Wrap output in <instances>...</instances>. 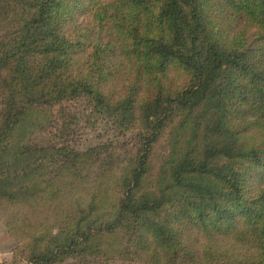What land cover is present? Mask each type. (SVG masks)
Returning a JSON list of instances; mask_svg holds the SVG:
<instances>
[{"label":"trees","instance_id":"trees-1","mask_svg":"<svg viewBox=\"0 0 264 264\" xmlns=\"http://www.w3.org/2000/svg\"><path fill=\"white\" fill-rule=\"evenodd\" d=\"M174 66L189 73L182 86ZM67 89L132 127L137 151L116 219L77 227L56 249L77 253L94 232L133 219L134 264H264V186L249 191V168L235 167L241 159L264 166V0H0V185L34 169L17 163L48 151L10 143L27 109ZM176 115H191L204 144L182 147L170 173L194 196L176 199L160 221L147 213L164 206L165 193L137 189ZM56 249L30 264H54Z\"/></svg>","mask_w":264,"mask_h":264},{"label":"rangeland","instance_id":"rangeland-1","mask_svg":"<svg viewBox=\"0 0 264 264\" xmlns=\"http://www.w3.org/2000/svg\"><path fill=\"white\" fill-rule=\"evenodd\" d=\"M174 67L171 73L175 84L182 86L188 82L189 73L181 66ZM189 116L176 115L174 121L166 123L137 189L138 196L165 193L164 206L147 213L156 220L167 217L179 197L194 196L177 185L170 173L184 145L201 148L204 144L203 132H192L194 123ZM136 142L132 127H120L111 116L96 111L90 99L71 89L60 98L28 108L14 128L10 143L47 147L48 151L36 152L17 163L31 164L34 169L11 176L12 186L0 185L4 192L15 194L0 196V238L6 251L3 264H30L33 255L68 243L77 227L87 230L103 221H114L121 183L132 166ZM235 167L249 168V191L257 192L264 186L263 165L254 166L241 159ZM198 175L188 178L224 187L211 176ZM6 177L0 174V178ZM135 224V220L125 219L113 232H94L77 247V253L56 249L59 256L54 264H134L127 249L135 238Z\"/></svg>","mask_w":264,"mask_h":264},{"label":"crops","instance_id":"crops-1","mask_svg":"<svg viewBox=\"0 0 264 264\" xmlns=\"http://www.w3.org/2000/svg\"><path fill=\"white\" fill-rule=\"evenodd\" d=\"M5 255H6V251L3 247V242L1 241V238H0V264H3Z\"/></svg>","mask_w":264,"mask_h":264}]
</instances>
